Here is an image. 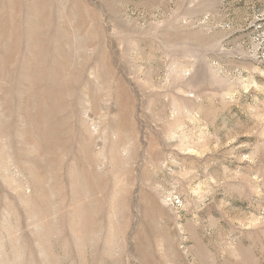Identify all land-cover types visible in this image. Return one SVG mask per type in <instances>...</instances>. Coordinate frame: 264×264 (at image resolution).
<instances>
[{
	"label": "rangeland",
	"instance_id": "374dc122",
	"mask_svg": "<svg viewBox=\"0 0 264 264\" xmlns=\"http://www.w3.org/2000/svg\"><path fill=\"white\" fill-rule=\"evenodd\" d=\"M0 264H264V0H0Z\"/></svg>",
	"mask_w": 264,
	"mask_h": 264
}]
</instances>
